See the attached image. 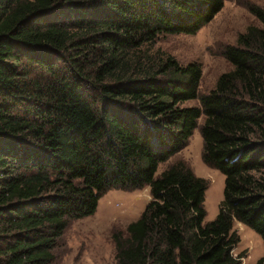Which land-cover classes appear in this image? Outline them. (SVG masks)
I'll return each instance as SVG.
<instances>
[{
	"label": "trees",
	"instance_id": "1",
	"mask_svg": "<svg viewBox=\"0 0 264 264\" xmlns=\"http://www.w3.org/2000/svg\"><path fill=\"white\" fill-rule=\"evenodd\" d=\"M226 1L0 0V264H56L72 221L110 190L145 187L117 264H242L235 221L264 242V9L200 98V64L144 51L195 35ZM201 118L203 162L225 177L211 222L205 179L184 162L158 174Z\"/></svg>",
	"mask_w": 264,
	"mask_h": 264
},
{
	"label": "rangeland",
	"instance_id": "2",
	"mask_svg": "<svg viewBox=\"0 0 264 264\" xmlns=\"http://www.w3.org/2000/svg\"><path fill=\"white\" fill-rule=\"evenodd\" d=\"M252 8L264 9V0H227L215 19L195 35L160 36L144 48L150 53H164L181 65L198 63L202 68L199 98L215 89L219 77L232 70L224 56L228 46H235L239 35L250 26H260L251 12ZM183 104V107L201 108L200 99ZM203 118L187 146L159 167L160 174L167 167L186 163L194 173L206 180L204 207L205 222L216 219L224 199L225 177L203 162V139L200 127ZM151 200L150 189L123 191L110 190L100 200L95 215L72 221L56 250V264H117L115 235L127 238V227L142 216ZM233 229L240 236L235 255L245 254L242 264H256L264 256L263 239L248 226L234 223Z\"/></svg>",
	"mask_w": 264,
	"mask_h": 264
}]
</instances>
